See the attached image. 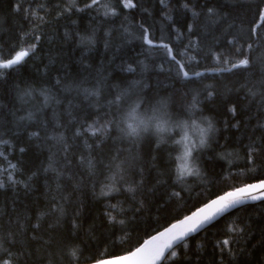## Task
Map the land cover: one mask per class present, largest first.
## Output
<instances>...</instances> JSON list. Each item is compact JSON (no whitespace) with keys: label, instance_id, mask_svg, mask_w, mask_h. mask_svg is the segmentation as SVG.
Returning a JSON list of instances; mask_svg holds the SVG:
<instances>
[{"label":"trees","instance_id":"1","mask_svg":"<svg viewBox=\"0 0 264 264\" xmlns=\"http://www.w3.org/2000/svg\"><path fill=\"white\" fill-rule=\"evenodd\" d=\"M68 2L0 0V55L39 36L35 54L0 70V163L5 157L16 164L14 179L23 182L11 185L8 173L0 175V236L11 235L13 251L28 253L27 264H95L125 255L218 196L264 180V147L247 157L250 148L264 146V41L248 38L264 0H133L135 8L101 0L108 9L76 0V8L58 16L56 5ZM111 9L117 14H104ZM32 10L45 20L35 32L25 18ZM141 26L154 43L170 45L187 70L204 75L188 81L169 72L174 62L144 42ZM236 47L249 66L217 71L243 58ZM136 105L141 116L159 110L163 130L126 137L122 121ZM93 121L108 123L104 137L76 135ZM209 122L207 145L192 153L194 164L190 157L196 172L178 180L185 137L198 141ZM111 187L120 191L100 195ZM109 204L123 209L112 211L123 225L109 222ZM186 244L161 264H264V201L230 213Z\"/></svg>","mask_w":264,"mask_h":264},{"label":"snow or ice","instance_id":"2","mask_svg":"<svg viewBox=\"0 0 264 264\" xmlns=\"http://www.w3.org/2000/svg\"><path fill=\"white\" fill-rule=\"evenodd\" d=\"M163 3V0H160ZM124 7L126 8H135L136 4L133 3V0H123ZM187 7V5H185ZM58 12L57 15H64L67 12L71 11L73 8H76V0H69L68 6L61 7L60 5H56ZM85 8H93L97 7L108 9V5L106 3H101V0H91L90 3L85 2ZM40 10H44L47 15V8L44 4H40L38 6ZM17 11L20 10V5H16ZM82 10V9H78ZM209 13H213V9L209 8L207 10ZM105 15H116V11L114 9L105 11ZM29 19L30 23L34 24L33 31L39 30V25L44 23V17H37V10H32L28 16L25 17ZM258 21V22H257ZM142 27V38L146 44L150 47L163 48L166 51L167 57L170 61L174 62V69L169 68V72L175 71L177 77L182 78L184 80L192 81L194 78L201 77L204 73L201 72H190L186 69L184 63L180 60H177L176 55H173V48L168 44L163 43H154V40L151 38V34L149 29ZM189 31H191V26H189ZM27 33L25 35H29ZM249 39L253 40L255 43L257 40L264 41V10H260L257 12V20L252 22V27L249 30ZM83 39V38H82ZM39 40L38 35L33 36V41L29 44L27 48L20 47L19 50H15L14 54H11L9 57L4 58L0 55V70L14 69L17 66L22 65L30 55L35 54L36 51V42ZM232 43V42H229ZM247 43V41H245ZM191 47V45H190ZM242 47V46H241ZM241 47H236L235 52L241 55L243 58L239 59L238 62L231 63V67H220L217 69L219 72H232L234 69L238 68H247L249 66V58L245 55ZM248 48H252V44H248ZM217 60H219V56H217ZM227 63V61H226ZM131 67L129 71H132ZM161 70H164V66L161 65ZM28 94V93H26ZM212 91H208V95L211 96ZM139 105H136L130 109L127 116L124 118L122 123L125 124V127L121 128V132L128 138L133 140H138L143 133L149 131L150 128H155L157 131H162V125L159 121H161L164 117L159 110L153 111L151 114H143L141 116L138 114ZM233 114H235V107H231L229 109ZM30 118V117H29ZM179 126V125H177ZM83 128V132L80 130L76 131L77 136H83L88 133H91V136L96 137L99 135L100 138L104 137L108 132V123L101 124L99 121H93L92 124H84L81 125ZM212 131V126L209 122V126L207 129L201 130V137L198 141L193 142L191 144H183L184 152L181 159L184 161L178 169L177 179H182L186 175H192L196 170L191 167L188 163L189 157H192L193 152H199L200 149L204 148L207 145V136L208 133ZM32 135H38V133H32ZM59 139H62L59 138ZM4 143H7L4 141ZM95 144L96 141H93ZM100 143H103V139H100ZM177 144H182V141H176ZM264 146H256L249 149L247 153V157L249 161L253 159V154L256 151L261 150ZM20 151H24V149H20ZM3 155V153H0ZM197 157H192L193 164ZM89 165L90 161H89ZM11 170V171H9ZM16 164H11L9 162L8 168L5 169V172L8 173L7 181L11 185H15L18 183H23L22 181H17L14 179V173L18 172ZM117 174H119V166H117ZM198 174V173H197ZM112 183H116L115 177L110 178ZM5 187V183L3 180H0V189ZM24 187L27 189L29 185L25 184ZM129 192L134 191L133 188L129 187L127 189ZM120 191V188L111 187L107 191L102 190L100 195L108 197L112 196L113 193H117ZM173 196L179 197V192H174ZM256 200H264V180H261L259 183L248 184L242 187L234 188L231 191L224 193L223 195L218 196L216 199L211 200L209 203H206L198 210L193 212L191 215L184 216L182 219H178L176 222L172 223L170 226L164 228L163 230L158 231L155 235H152L148 240L143 241L139 247H136L132 250H129L125 255L117 256L112 259H96L95 264H161L162 261L168 259H175L179 255L178 249L180 247H187L186 241L190 235H193L197 232L204 230L208 225L213 223L218 218L224 216L231 210L237 208L240 205H243L249 201ZM123 211V209H117L116 205L109 204L108 211L106 213L108 220L110 223L114 222L117 224L123 225L125 221L123 219H117L115 216H112V211ZM61 214H63V210L60 209ZM234 223V222H233ZM40 227L39 224L36 225L38 229ZM78 225L75 222L72 223V228L76 229ZM35 231V229H33ZM229 231H236V229L229 228ZM39 238V233L37 236H34L32 239L37 240ZM222 245L227 246L229 244L228 240H223L220 242ZM7 244V246H6ZM15 245L11 242V235L8 237L0 236V264H27L25 257L28 256V253L23 251L20 248H16L13 251ZM78 248H75L71 251L70 255L73 260L77 259ZM224 251V248H221V252Z\"/></svg>","mask_w":264,"mask_h":264},{"label":"water","instance_id":"3","mask_svg":"<svg viewBox=\"0 0 264 264\" xmlns=\"http://www.w3.org/2000/svg\"><path fill=\"white\" fill-rule=\"evenodd\" d=\"M259 183V182H258ZM253 184H255V183H253ZM216 199V198H215ZM264 200H256V201H249V202H247V203H245V204H243V205H240V206H238L237 208H235V209H233V210H231L230 212H228L227 214H225L224 216H222V217H220V218H218L217 220H215L213 223H211L210 225H208L205 229H207V228H209L210 226H212L213 224H215L216 222H218L219 220H221L223 217H225V216H227V215H229L230 213H232V212H234V211H236V210H239V209H241V208H244V207H246V206H249V205H254V204H258V203H261V202H263ZM209 203V202H208ZM195 212V211H194ZM192 214V213H191ZM190 214V215H191ZM204 229V230H205ZM203 231V230H202ZM202 231H200V232H202ZM199 232H197V233H195V234H193V235H190L188 238H187V240H189L192 236H194V235H196V234H198Z\"/></svg>","mask_w":264,"mask_h":264},{"label":"rangeland","instance_id":"4","mask_svg":"<svg viewBox=\"0 0 264 264\" xmlns=\"http://www.w3.org/2000/svg\"><path fill=\"white\" fill-rule=\"evenodd\" d=\"M199 134H201V133H199ZM191 135H192V134H191ZM200 137H201V136H200ZM185 139H186V140H185V141H186V144H191V143L195 142V138H193L192 136H190V138L187 136V137H185ZM182 163H184V161H183ZM188 163H189V165L191 166V163H190V157H189V159H188ZM8 166H9V162H8V160L4 157V161L0 163V175H4V176L7 175V172H5V169L8 168ZM9 171H11V170H9Z\"/></svg>","mask_w":264,"mask_h":264},{"label":"bare ground","instance_id":"5","mask_svg":"<svg viewBox=\"0 0 264 264\" xmlns=\"http://www.w3.org/2000/svg\"><path fill=\"white\" fill-rule=\"evenodd\" d=\"M149 32H151V31H149ZM139 37V36H138ZM190 59V58H189ZM189 61V60H188ZM186 64V63H185ZM215 73V72H214ZM49 107V106H48ZM3 157V156H2ZM4 159V158H3ZM245 208V207H244ZM242 209V208H241ZM237 211V210H236Z\"/></svg>","mask_w":264,"mask_h":264}]
</instances>
